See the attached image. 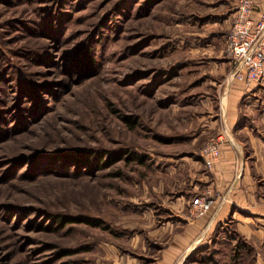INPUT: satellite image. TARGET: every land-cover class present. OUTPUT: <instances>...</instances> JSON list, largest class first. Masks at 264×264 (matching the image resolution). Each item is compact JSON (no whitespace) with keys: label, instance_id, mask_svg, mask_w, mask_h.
<instances>
[{"label":"rangeland","instance_id":"374dc122","mask_svg":"<svg viewBox=\"0 0 264 264\" xmlns=\"http://www.w3.org/2000/svg\"><path fill=\"white\" fill-rule=\"evenodd\" d=\"M237 2L0 0V264H157L211 210ZM183 264H264V239L227 218Z\"/></svg>","mask_w":264,"mask_h":264},{"label":"crops","instance_id":"0c3cea01","mask_svg":"<svg viewBox=\"0 0 264 264\" xmlns=\"http://www.w3.org/2000/svg\"><path fill=\"white\" fill-rule=\"evenodd\" d=\"M261 11L264 0H254L253 17H258ZM236 73L244 80L233 82ZM226 88L227 105L222 109L221 125L226 132L207 184L220 193L211 210L183 223L171 235L157 264H183L197 243L211 235L215 224L227 218L235 220L239 231L251 242L260 243L264 239L261 236L264 234V78L248 83L243 70L236 71L234 66Z\"/></svg>","mask_w":264,"mask_h":264},{"label":"built area","instance_id":"2783aa9c","mask_svg":"<svg viewBox=\"0 0 264 264\" xmlns=\"http://www.w3.org/2000/svg\"><path fill=\"white\" fill-rule=\"evenodd\" d=\"M254 0H238L231 29L227 36V51L232 56L236 71L243 70L245 80L259 82L264 78V11L253 17ZM241 72V71H240ZM209 166L218 156V146L211 141L204 148ZM213 199L198 196L192 201V214L202 215L212 206Z\"/></svg>","mask_w":264,"mask_h":264},{"label":"trees","instance_id":"16d2710c","mask_svg":"<svg viewBox=\"0 0 264 264\" xmlns=\"http://www.w3.org/2000/svg\"><path fill=\"white\" fill-rule=\"evenodd\" d=\"M84 58H79L77 61H78V63L79 62H81V63H83L84 62ZM86 61V60H85ZM86 62H88V61H86ZM81 153H83V155L84 156H87V157H83L82 159L80 158V156H79V154L80 153H76V154H74V155H76V156H68L67 158H73V159H78V161L79 162H84L86 159H88V157H90V155H86L85 153L86 152H81ZM114 156V158L115 159H117L119 156H120V154H122V152H116V151H114V152H111ZM129 156H128V158L131 156V154H128ZM98 156V155H97ZM136 156L138 157V159H140V160H143V156H139V155H137L136 154ZM142 157V158H141ZM86 162V161H85ZM95 163L93 164H91V166L90 167H96V168H98V165L99 164H101V165H104L103 163H102V161L100 160V156H98L96 159H95V161H94ZM70 219H72V218H69V217H67V216H62V218H61V222L62 223H65L66 221H68V220H70ZM64 264H67V262L66 263H64ZM68 264H73V262H68Z\"/></svg>","mask_w":264,"mask_h":264}]
</instances>
